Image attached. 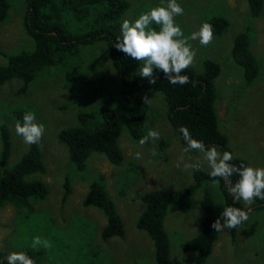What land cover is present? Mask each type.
Returning <instances> with one entry per match:
<instances>
[{
  "label": "rangeland",
  "instance_id": "rangeland-1",
  "mask_svg": "<svg viewBox=\"0 0 264 264\" xmlns=\"http://www.w3.org/2000/svg\"><path fill=\"white\" fill-rule=\"evenodd\" d=\"M8 1V16L0 23V64L6 62V54L33 48V41L23 28L25 0ZM126 1L129 6L122 15L121 23L125 19L134 22L142 12L156 6H166L168 2ZM177 2L183 7L184 13L176 16L175 22L185 36L199 31L214 15L230 21L227 31L222 35H213L212 42L207 46L201 45L198 39L189 41L196 51L195 62L191 67L200 70L204 58L220 63L221 72L215 80L219 93L216 100L219 128L227 135L234 155L246 159L253 167H264V0H261L262 11L257 16H250L246 0ZM89 20L65 18L69 28L78 32L90 28ZM247 25L250 47L259 64V75L250 85H245L243 68L231 55L234 36L244 31ZM139 67V61L133 64L130 68L131 75H139ZM66 73L75 74V80L68 81ZM20 83L13 79L0 87V124L7 121L11 131L13 145L9 157L10 166L20 159L27 144L16 134L17 120L9 113H14L19 106H23L35 113L36 122L44 126L39 142L46 171L44 174H32L28 178L41 179L50 189L45 199L34 204L39 213L45 212L49 221H54L50 232L57 245L52 246L50 262L155 264L152 240L136 227V219L144 206L139 196L155 188L182 189L193 183L194 170L201 168L210 171L203 153L196 150L184 151L187 145L170 124L163 95L151 89L143 90L149 102L145 129L135 140L129 137L126 130L122 131L118 140L124 156L121 165H112L101 154L94 152L87 160L86 169L74 173L68 150L58 139V131L76 125L77 114L80 112L99 113L105 104L103 94L106 92L110 91L112 94L114 91L116 94L113 88L116 84L115 70L106 46L102 42L77 46L76 53L68 57L67 63L40 73L25 94H17ZM95 83L98 84V89L90 90L96 87ZM149 130H157L159 139L149 140L141 146L139 140L147 136ZM163 139L166 141L163 143L165 146L161 145ZM216 151L220 156V151ZM137 152L141 154L140 159H136ZM185 165L191 167L185 169ZM65 176L71 177L72 193L61 204L62 181ZM97 180L102 181L122 217V237L114 236L103 240L100 232L106 223L104 213L98 208L82 205L86 191ZM210 184L220 217L223 211L222 198L214 182ZM202 190L203 186L195 191L187 211L170 206L164 218V227L171 241L170 258L173 264H195V253L184 252L181 244L200 229L204 215L200 206ZM15 215L16 209L11 205L0 209V250L5 252L6 257L11 252L22 251L21 245L16 243V237L27 226H15ZM248 215V221L234 231L235 236L230 234V229L219 231L206 264H264V209L249 211ZM221 222L223 223L222 219ZM36 224L35 217L33 225ZM35 230L36 233L39 232V228ZM82 252L89 255L85 253L81 256Z\"/></svg>",
  "mask_w": 264,
  "mask_h": 264
},
{
  "label": "trees",
  "instance_id": "trees-1",
  "mask_svg": "<svg viewBox=\"0 0 264 264\" xmlns=\"http://www.w3.org/2000/svg\"><path fill=\"white\" fill-rule=\"evenodd\" d=\"M250 16H257L262 11L261 0H246ZM23 28L33 41L32 49H23L14 54H6V62L0 64V87L11 80L20 81L17 94H25L30 84L51 67L67 63L68 57L74 56L77 46L102 42L107 48L115 70L116 84L114 90L103 94L105 104L96 111L77 114V124L64 127L58 131V139L63 143L74 166V173L82 172L87 167V160L94 152L101 154L110 164L119 166L124 160L119 145V137L126 130L129 137L138 139L145 129V120L149 102H145L143 90L151 89L163 95L167 105V117L181 141L186 144L181 126L188 129L193 139L201 141L206 147L211 146L220 151L233 154L227 135L219 128V117L216 111V100L219 97L216 78L221 72V65L216 60L204 58L201 69L189 67L182 74L189 77V83L173 85L169 83L162 71L154 70L156 83L139 75H131L130 68L136 60L116 49L114 43L121 36V18L128 9L126 0H25ZM9 1L0 0V23L8 16ZM70 20L90 19V28L83 32L69 28L65 18ZM208 23L213 26V35H222L230 27V21L214 15ZM231 47L232 59L243 68L245 85H250L259 75L258 60L250 47L249 26L238 32ZM47 69V70H45ZM68 81H74L76 75L66 73ZM92 87L90 90L98 89ZM86 95V94H84ZM31 112L19 106L12 115L17 122L23 123V115ZM8 122L0 124V209L11 205L16 209L15 226L23 224L25 231L16 237V243L22 251L31 257L35 264H57L50 262V252L57 241L51 234L54 221H49L45 212L39 213L34 208L37 201L49 194L47 184L37 178H28L35 173L44 174L46 165L40 142L27 145L26 151L13 165H9L12 152ZM166 143L163 139L161 145ZM236 166L251 164L244 158L234 155L230 162ZM208 170L198 168L193 171V183L182 189L155 188L139 196L144 204L136 219V227L144 231L152 240L155 264H173L171 262V241L164 227V218L170 206L187 211L192 197L203 186L200 206L203 219L200 229L190 239L181 244L184 252L195 253V264H206L213 252L219 231L211 224L218 215L217 204L211 193L210 183L219 180L217 189L222 198V207H239L249 213L252 210L264 209V200L255 199L251 204L234 199L221 178H213ZM234 184L238 174L230 178ZM71 177L65 176L62 181L61 204H64L72 193ZM82 205L100 209L106 223L101 229L103 240L124 235V224L117 211L114 200L108 195L102 181H93L86 191ZM249 210V211H248ZM37 224L33 225L34 218ZM30 220V221H29ZM29 221V222H26ZM53 224V225H52ZM239 227V226H238ZM16 228V227H15ZM36 228L39 232L36 233ZM235 236V229H230ZM16 232V230H14ZM48 241L50 248L31 246L34 237ZM87 252H82L84 256ZM89 255V253H87ZM48 260V262H47ZM47 262V263H46ZM91 262V261H90ZM0 264H7L4 251L0 250Z\"/></svg>",
  "mask_w": 264,
  "mask_h": 264
},
{
  "label": "clouds",
  "instance_id": "clouds-1",
  "mask_svg": "<svg viewBox=\"0 0 264 264\" xmlns=\"http://www.w3.org/2000/svg\"><path fill=\"white\" fill-rule=\"evenodd\" d=\"M184 9L177 0H168L166 6H156L147 12H142L134 22L125 19L121 23V36L114 43L117 50L122 51L136 61L140 62L137 73L142 78L156 83L157 76L154 70L162 71L169 83L184 85L189 83V77L182 73L195 62L196 51L192 48L190 40H199L203 46H207L213 39V26L204 23L199 31L185 36L181 27L175 22V17L183 15ZM158 27H155V26ZM145 97V102H147ZM16 134L22 137L27 145L37 144L44 132V126L36 122V114L27 112L23 115V123L17 122ZM179 131L183 134L187 146L184 151L196 150L203 153V159L210 168L209 175L213 178H221L229 193L233 194L237 201L242 200L251 204L253 200H264V167L250 165L236 166L230 163L233 154L225 151L219 156L214 147H206L201 141L193 139L184 126ZM157 130H149L147 136L139 140L141 146L149 140L159 139ZM153 155L155 152L153 151ZM141 154L136 153V159ZM179 167V165H177ZM191 165H185V169ZM238 174L239 179L233 184L231 177ZM219 185V180L214 179V186ZM223 220V223L221 222ZM248 212L234 206H225L220 217L214 220L211 227L215 231L223 229H235L248 221ZM31 246L50 248L48 241H41L40 237H34ZM7 264H35V261L23 251L11 252L7 257Z\"/></svg>",
  "mask_w": 264,
  "mask_h": 264
}]
</instances>
